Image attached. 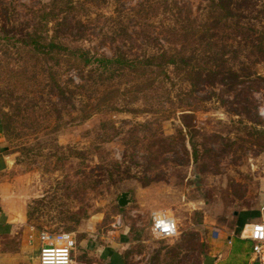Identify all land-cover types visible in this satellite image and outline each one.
<instances>
[{
	"label": "rangeland",
	"instance_id": "1",
	"mask_svg": "<svg viewBox=\"0 0 264 264\" xmlns=\"http://www.w3.org/2000/svg\"><path fill=\"white\" fill-rule=\"evenodd\" d=\"M209 4L0 0V123L12 159L0 173V199L25 218L1 235L0 249L25 244L19 264H38V233L70 231L72 264H207L215 232L241 234V210H262L264 0H236L235 18L213 25L205 24L215 15ZM55 34L108 57L118 47L128 55L181 48L186 69L139 80L129 70L58 65L31 41ZM206 62L242 76L187 71ZM158 209L174 216L176 237L153 236Z\"/></svg>",
	"mask_w": 264,
	"mask_h": 264
},
{
	"label": "trees",
	"instance_id": "2",
	"mask_svg": "<svg viewBox=\"0 0 264 264\" xmlns=\"http://www.w3.org/2000/svg\"><path fill=\"white\" fill-rule=\"evenodd\" d=\"M210 9H215V15L209 16L210 20L206 21L205 24L209 23V25H213L214 22L220 23L221 21L227 22L228 19L235 18L237 15L232 8V4H236V0H208ZM49 18L46 19L48 21ZM264 28V26H263ZM203 29H206L205 25H203ZM58 34V33H57ZM55 34L54 38L58 36ZM180 36V35H179ZM52 38L49 42H44L41 44L38 40L32 39V43L34 45L35 50L38 53H41L46 57V55H51L52 58L56 59L57 64L59 65L61 59H65L69 62L70 67H90L91 70H97L100 73L103 72H119L124 73L129 70L133 73L135 77L139 80H145L149 77L155 79L158 76H164L165 78L170 77V72L181 73L185 71L186 60L184 57V52H182L181 48L174 47L173 50L168 51L167 49L162 50L160 53H151V54H133L128 55L127 52L121 48H116L113 55L108 57L106 55H101L97 51H92L88 48H83L80 46L77 47H68L64 45L61 41H54ZM205 45L207 46V51H211L215 47V42L212 37H208L206 39ZM260 45L262 50L264 51V38L260 41ZM225 45H223L224 47ZM205 53H207L205 51ZM259 60H264V58H258ZM258 61L254 60V65L257 64ZM189 66L188 72H194L195 70L198 75L202 76L203 74L211 76H216L217 73L224 77L227 74H231V77H239L242 76L238 74L237 71L232 70L230 67L224 66L223 70H218L215 72L213 68L210 66V63L206 62V65H197L194 66L192 64H187ZM172 69L170 71L168 69ZM195 69V70H194ZM242 69V68H241ZM242 71V70H241ZM257 74L256 71L250 72V74ZM259 76V75H257ZM213 78L208 83H213ZM52 83L57 89L59 94L63 93L64 88L60 85L58 79L55 76L52 78ZM139 89L137 91H141ZM96 107V106H95ZM112 107V106H110ZM97 109V108H96ZM257 109V105H255V110ZM94 110L90 111L85 118L89 117ZM0 131L6 135V128L4 124L0 123ZM193 155L194 158L198 155V150L195 144H192ZM242 228V225H241ZM173 254V253H172ZM175 256V255H174Z\"/></svg>",
	"mask_w": 264,
	"mask_h": 264
},
{
	"label": "crops",
	"instance_id": "3",
	"mask_svg": "<svg viewBox=\"0 0 264 264\" xmlns=\"http://www.w3.org/2000/svg\"><path fill=\"white\" fill-rule=\"evenodd\" d=\"M3 150V136L0 131V173L6 168ZM261 188L263 189V193H261L262 210L260 212L259 210H241L240 212L237 228L242 229L244 227L245 232L250 228L248 224L250 220L254 221V218H258L261 215L262 219L260 222H264V180L261 181ZM24 221L25 218L21 216L15 217V214L10 212L8 205L0 199V237L10 233L14 227L21 225ZM238 233L239 230L236 233L224 235L219 234L218 231L215 232V240L212 241L210 246V256L207 264H252L256 258L252 252L253 241L245 237L244 233ZM24 245L12 253L9 250L0 249V264H19L25 261L26 246Z\"/></svg>",
	"mask_w": 264,
	"mask_h": 264
},
{
	"label": "built area",
	"instance_id": "4",
	"mask_svg": "<svg viewBox=\"0 0 264 264\" xmlns=\"http://www.w3.org/2000/svg\"><path fill=\"white\" fill-rule=\"evenodd\" d=\"M150 217V230L155 238L172 239L177 236L178 223L167 210H154ZM249 226V231L245 232L243 229L242 233L253 241V255L259 257L261 264H264V222H254ZM38 241V264H72L73 250L76 246L72 232L41 230L38 233Z\"/></svg>",
	"mask_w": 264,
	"mask_h": 264
},
{
	"label": "water",
	"instance_id": "5",
	"mask_svg": "<svg viewBox=\"0 0 264 264\" xmlns=\"http://www.w3.org/2000/svg\"><path fill=\"white\" fill-rule=\"evenodd\" d=\"M12 162V159L10 157H5V165L8 166ZM128 192H122L119 199H118V204L119 206H125L128 203V198H127ZM234 214H237V211L234 212ZM252 264H261V261L259 257H256Z\"/></svg>",
	"mask_w": 264,
	"mask_h": 264
},
{
	"label": "bare ground",
	"instance_id": "6",
	"mask_svg": "<svg viewBox=\"0 0 264 264\" xmlns=\"http://www.w3.org/2000/svg\"><path fill=\"white\" fill-rule=\"evenodd\" d=\"M263 260H264V256H263Z\"/></svg>",
	"mask_w": 264,
	"mask_h": 264
}]
</instances>
